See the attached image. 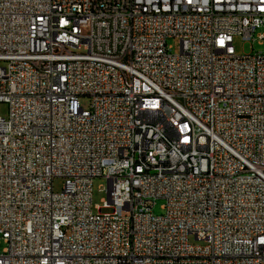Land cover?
I'll return each instance as SVG.
<instances>
[{
    "label": "built area",
    "instance_id": "obj_1",
    "mask_svg": "<svg viewBox=\"0 0 264 264\" xmlns=\"http://www.w3.org/2000/svg\"><path fill=\"white\" fill-rule=\"evenodd\" d=\"M261 29L264 0H0V264H264Z\"/></svg>",
    "mask_w": 264,
    "mask_h": 264
},
{
    "label": "rangeland",
    "instance_id": "obj_2",
    "mask_svg": "<svg viewBox=\"0 0 264 264\" xmlns=\"http://www.w3.org/2000/svg\"><path fill=\"white\" fill-rule=\"evenodd\" d=\"M259 33H264V29L258 30L255 34V39L252 40H243L239 36H235L233 38V47L235 53L237 55L250 54L254 52H264V41L259 39L257 35ZM167 45L171 47L172 53L179 52V41L176 38H168ZM1 64V63H0ZM80 104L87 108L88 107V98L81 97ZM8 113V106L6 103L0 102V118H6ZM64 179L63 178H55L53 180V190L58 192L61 190L63 186ZM106 186V180L102 177H96L92 181V206L94 207L93 211L97 212L95 207H99L103 204V200L106 197L104 188ZM164 200L161 198L155 199L154 205L152 207V212L155 215H161L164 213L163 209ZM103 213L108 212V210L103 209ZM190 242H194V239L190 237ZM4 246V244H0V249Z\"/></svg>",
    "mask_w": 264,
    "mask_h": 264
},
{
    "label": "bare ground",
    "instance_id": "obj_3",
    "mask_svg": "<svg viewBox=\"0 0 264 264\" xmlns=\"http://www.w3.org/2000/svg\"><path fill=\"white\" fill-rule=\"evenodd\" d=\"M182 162L185 168H192V170H199L201 167V160H199V151L187 150L182 155Z\"/></svg>",
    "mask_w": 264,
    "mask_h": 264
}]
</instances>
